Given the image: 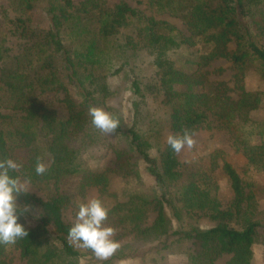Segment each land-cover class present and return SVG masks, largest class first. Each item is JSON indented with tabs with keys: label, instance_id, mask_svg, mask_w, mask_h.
<instances>
[{
	"label": "trees",
	"instance_id": "obj_1",
	"mask_svg": "<svg viewBox=\"0 0 264 264\" xmlns=\"http://www.w3.org/2000/svg\"><path fill=\"white\" fill-rule=\"evenodd\" d=\"M7 1L0 12V159L16 161L15 151L28 150L10 175L29 180L44 196L18 197L38 218L20 217L28 236L0 245V264H13L17 254L26 264L84 258L118 264L126 253L143 264H172L178 254L187 257L184 264H217L223 257L227 264H252L254 246L264 245L255 193L224 160L233 198L223 209L213 177L216 155L210 168L190 170L165 133L225 129L247 168L264 174V91L244 85L250 64L264 82V0H146V9L107 0ZM33 11L43 12L50 28L32 27ZM145 54L154 66L148 80L139 65L130 68ZM220 59L234 71L233 88L208 79L204 69ZM128 89L130 126L110 104ZM150 97L161 101L146 124ZM94 106L119 119L113 135L92 126ZM37 158L48 165L43 175L35 173ZM116 179L126 183L121 194L112 189ZM90 192L109 209L105 224L120 243L104 261L67 239L72 224L64 212L76 215L77 201ZM200 218L214 225L185 224Z\"/></svg>",
	"mask_w": 264,
	"mask_h": 264
},
{
	"label": "rangeland",
	"instance_id": "obj_2",
	"mask_svg": "<svg viewBox=\"0 0 264 264\" xmlns=\"http://www.w3.org/2000/svg\"><path fill=\"white\" fill-rule=\"evenodd\" d=\"M75 3H79L82 0H73ZM109 5L113 6L120 2H126L132 7L146 9V0H107ZM143 2V3H141ZM8 7L7 0H0V12L3 8ZM32 16V27L38 28H50V24L48 22L47 16L40 11H33L31 13ZM183 53V51L179 52V56ZM177 56V58H179ZM181 57V56H180ZM140 66L142 69L144 76L148 79H152L154 76V66L150 63V57L145 54L142 57V62L140 59H136L133 64H131L130 68L135 66ZM129 67H126L128 69ZM223 69L222 71H220ZM138 70V69H137ZM209 72L208 79L211 83L213 82H224L227 83L230 87H235V82L233 80L232 75L234 74L233 69L230 68V64L223 59L212 62L208 67L204 69ZM123 74V72H122ZM121 73L118 75H122ZM142 75V73H141ZM114 83L119 80L116 77H112ZM244 85L246 90L248 91H264V82L260 79L254 64H250L246 69V77L244 81ZM179 89L184 90L185 87H179ZM232 94V93H231ZM132 97L133 94L131 90H125L121 95L110 102L112 106H115L119 109L120 114L127 126H130L133 121V107H132ZM151 98V97H150ZM161 99L154 100L151 98L149 101V105H145V113L146 119L145 123L147 124L149 120L155 117V110L158 109ZM106 111V110H105ZM6 113L7 111H1ZM8 113V112H7ZM163 114V113H162ZM150 115V117H149ZM149 117V118H148ZM144 122V121H143ZM142 123V122H141ZM143 125V124H142ZM144 129H147V125H144ZM170 135L168 132L165 133L167 137ZM195 146L192 149L185 148L180 154L178 158L180 162L187 166L190 170H205L210 168L212 155H216L218 169L216 172H213L214 181L219 186L218 197L222 203L223 209H227L230 206V203L233 198V193L230 188V185L224 176L221 167L224 163V160L231 163L238 173L241 175L244 180L247 190L253 191L255 193V198L259 205V210L264 212V174H259L256 172H252L247 168V158L239 151H237L232 142L231 135L225 129H214L212 131L201 130L194 135ZM74 145V143L72 144ZM28 157V150H18L15 151L14 159L17 162L26 161ZM102 165H100L101 167ZM142 168L144 166L142 165ZM150 181V180H149ZM126 183L122 179H116L113 181L112 189L119 194L123 193L125 189ZM31 188L28 192L37 194L39 197H43L44 194L41 191H38L31 184L29 185ZM98 194L96 192L89 193L87 195V199L92 197H97ZM156 214L154 212L151 213L149 221H152L155 218ZM64 219L66 222L73 224L75 220V214L73 210L70 208L64 212ZM185 224H194L201 228H207L213 226L214 223L209 221L206 218H200L195 220L186 221ZM177 226V223H175ZM254 258L252 264H264V245L257 244L254 246ZM87 259L84 258L81 261V264H86ZM228 257L221 258L217 264H227ZM170 262L172 264H184L187 262V257L185 255H172L170 257ZM13 264H26L21 258L20 255L17 254ZM118 264H143L141 258L139 256L134 257L131 253H126L123 255V258Z\"/></svg>",
	"mask_w": 264,
	"mask_h": 264
},
{
	"label": "clouds",
	"instance_id": "obj_3",
	"mask_svg": "<svg viewBox=\"0 0 264 264\" xmlns=\"http://www.w3.org/2000/svg\"><path fill=\"white\" fill-rule=\"evenodd\" d=\"M88 115L92 126L106 136L113 135L120 126L119 119L101 107H90ZM194 135L193 131L184 129L182 134L168 135L166 142L174 153L180 154L185 148L195 146ZM20 168L11 158L0 159V245H15L28 236L25 226L18 222L21 216L32 214L33 218H38L36 209L17 203L18 197L31 189L29 180L10 175ZM47 170L48 165L37 158L35 173L43 175ZM76 207L74 223L67 233L69 243L91 250L98 260H107L120 247L119 241L114 239L116 229L105 224L109 209L97 197L77 201Z\"/></svg>",
	"mask_w": 264,
	"mask_h": 264
}]
</instances>
